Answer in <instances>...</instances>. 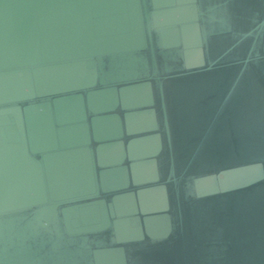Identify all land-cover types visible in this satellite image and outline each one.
Wrapping results in <instances>:
<instances>
[{"label": "water", "instance_id": "water-1", "mask_svg": "<svg viewBox=\"0 0 264 264\" xmlns=\"http://www.w3.org/2000/svg\"><path fill=\"white\" fill-rule=\"evenodd\" d=\"M0 264H264V0H0Z\"/></svg>", "mask_w": 264, "mask_h": 264}]
</instances>
